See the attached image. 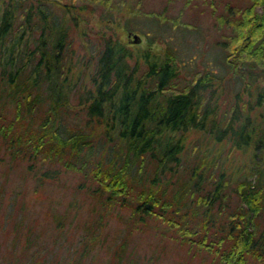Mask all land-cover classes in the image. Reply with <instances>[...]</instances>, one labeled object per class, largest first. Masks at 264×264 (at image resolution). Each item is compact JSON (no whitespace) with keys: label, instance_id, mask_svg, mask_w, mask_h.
<instances>
[{"label":"trees","instance_id":"obj_1","mask_svg":"<svg viewBox=\"0 0 264 264\" xmlns=\"http://www.w3.org/2000/svg\"><path fill=\"white\" fill-rule=\"evenodd\" d=\"M49 5L0 0V140L11 157L27 159L39 180L56 175L46 163L79 173L84 199L99 214L90 227L98 231L115 207H127L131 220L153 218V228L207 264H264V0L229 4L227 14H215L216 25L229 30L218 43L227 73L242 84L235 94L208 67L184 78L188 61L147 34L140 43L102 35L94 63L82 51L70 55L79 19L68 6L60 16ZM73 95L79 106L71 111ZM251 146L252 178L220 162ZM20 194L27 205L32 196ZM61 216L55 215V228L62 230ZM11 223L23 227V219ZM98 235L85 232L65 264H84L88 242ZM114 246L121 256L127 238Z\"/></svg>","mask_w":264,"mask_h":264},{"label":"rangeland","instance_id":"obj_2","mask_svg":"<svg viewBox=\"0 0 264 264\" xmlns=\"http://www.w3.org/2000/svg\"><path fill=\"white\" fill-rule=\"evenodd\" d=\"M47 1L55 14L62 16L63 7L68 6L70 14H76L79 19L77 25L81 28L74 31L72 46L67 50L70 55L82 51L88 63H94L102 35L116 33L127 40L128 31L133 30L147 34L159 45L167 46L169 43L173 46L180 57L188 61L181 67L184 78L189 79L196 71L208 67L225 76L227 91L235 94L242 88L221 62L223 52L218 40L223 39L229 30L216 25L215 14H227L229 4L247 0H58L57 4L55 0ZM158 13L166 18L157 17ZM185 23L188 26L183 28ZM84 76L87 75L82 74ZM227 96L225 93L223 98L226 100ZM77 102L78 97H70L68 106L71 111L79 106ZM226 102L223 101L222 105ZM67 114H63L66 119ZM79 118L83 121L84 114ZM63 121L64 127L68 128L69 120ZM224 149L221 151L225 157L227 150ZM258 151L262 154V150ZM233 152L236 153L233 158H222L220 162L227 170L252 178L255 175L251 168L254 146ZM259 158L262 159L259 167L264 168L262 155ZM47 166L57 170L55 177L39 180L36 174L30 173L28 160L11 157L0 140V224L3 222L0 228V264H65L77 255L76 247L83 245L82 235L89 231L99 235L93 243L88 242L92 247L83 260L84 264H207V259L199 252L191 254L171 239L169 233L162 235L156 227L153 228L156 224L153 218L148 217L147 223L131 220L127 207H115L106 217L108 220L102 231L91 228V220L98 218L99 214L92 207L90 197L84 199L87 193L79 186L83 177L60 166V163H46ZM22 191L24 197L32 196L27 205L20 200ZM234 199L235 196L230 198V204ZM61 214L66 219L62 230L55 228V215L62 217ZM17 218L23 219V227L18 230L11 223ZM157 225L166 227L159 222ZM31 226L32 232L28 234ZM28 237L32 238L30 246L26 245ZM124 237L127 238V249L121 256L114 254L115 243ZM23 249L26 254L19 263L17 258Z\"/></svg>","mask_w":264,"mask_h":264},{"label":"water","instance_id":"obj_3","mask_svg":"<svg viewBox=\"0 0 264 264\" xmlns=\"http://www.w3.org/2000/svg\"><path fill=\"white\" fill-rule=\"evenodd\" d=\"M128 37V42L130 43H140L144 40L143 35L140 32L133 30L128 31Z\"/></svg>","mask_w":264,"mask_h":264}]
</instances>
